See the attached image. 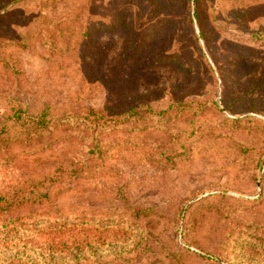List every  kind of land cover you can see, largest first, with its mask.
Wrapping results in <instances>:
<instances>
[{"label": "rangeland", "instance_id": "1", "mask_svg": "<svg viewBox=\"0 0 264 264\" xmlns=\"http://www.w3.org/2000/svg\"><path fill=\"white\" fill-rule=\"evenodd\" d=\"M0 197V264H264V0H0Z\"/></svg>", "mask_w": 264, "mask_h": 264}, {"label": "trees", "instance_id": "2", "mask_svg": "<svg viewBox=\"0 0 264 264\" xmlns=\"http://www.w3.org/2000/svg\"><path fill=\"white\" fill-rule=\"evenodd\" d=\"M5 201V198L4 197H0V204L3 203ZM3 235L4 236V233L0 232V235ZM6 234H9V233H6Z\"/></svg>", "mask_w": 264, "mask_h": 264}]
</instances>
